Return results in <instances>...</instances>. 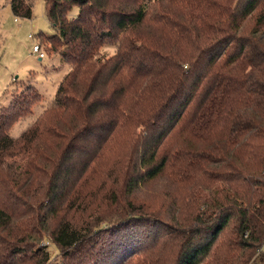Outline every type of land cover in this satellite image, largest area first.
<instances>
[{"label": "trees", "instance_id": "16d2710c", "mask_svg": "<svg viewBox=\"0 0 264 264\" xmlns=\"http://www.w3.org/2000/svg\"><path fill=\"white\" fill-rule=\"evenodd\" d=\"M43 1L70 70L0 108V264H264V0Z\"/></svg>", "mask_w": 264, "mask_h": 264}, {"label": "rangeland", "instance_id": "374dc122", "mask_svg": "<svg viewBox=\"0 0 264 264\" xmlns=\"http://www.w3.org/2000/svg\"><path fill=\"white\" fill-rule=\"evenodd\" d=\"M10 1L0 0V108L8 106L16 93L27 89L30 85H34L42 94L41 99L34 104L32 112L21 117L11 127V135L17 138L35 122L39 115L54 105L61 82L70 70V63L53 50L45 38L42 40L39 36L41 32L49 36L57 33V29L47 16L45 2L28 0L33 2L31 16L22 17L14 14ZM76 11L77 9L73 10L74 13ZM35 44L40 45L45 57L41 58L39 53L33 50ZM102 52L111 55L115 52V47L106 44ZM163 185L164 177H158L140 185L133 196L139 200L149 196H161L164 193ZM115 236L116 241L122 238L120 234ZM108 238L107 247L111 245L110 236ZM49 243H52V240L47 235L40 241V244ZM32 252L33 249L28 248L25 252H20L19 256L9 253L5 260L10 262L9 264H15L18 257L20 261L28 258L31 262L25 264H35L36 258H31ZM53 264L64 263L56 257Z\"/></svg>", "mask_w": 264, "mask_h": 264}, {"label": "built area", "instance_id": "2783aa9c", "mask_svg": "<svg viewBox=\"0 0 264 264\" xmlns=\"http://www.w3.org/2000/svg\"><path fill=\"white\" fill-rule=\"evenodd\" d=\"M33 50H34L35 52H38L41 58H42V57H45V53H44L43 51H41V47H40V45L35 44V45L33 46Z\"/></svg>", "mask_w": 264, "mask_h": 264}]
</instances>
